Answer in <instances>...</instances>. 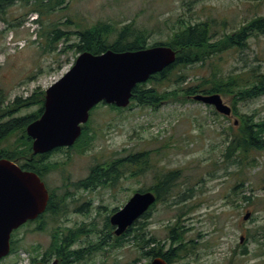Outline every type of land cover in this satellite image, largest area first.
<instances>
[{"label": "rangeland", "instance_id": "1", "mask_svg": "<svg viewBox=\"0 0 264 264\" xmlns=\"http://www.w3.org/2000/svg\"><path fill=\"white\" fill-rule=\"evenodd\" d=\"M259 0H68L66 9L48 15L28 13L24 0L13 1L0 8V107L12 103L16 97L27 98L36 90L46 91L63 77L74 65L77 54L68 49L76 42L57 40L52 44L48 33L50 27L66 31H78V27H91L100 21L130 23L149 30L162 28L148 39L154 44L167 38L164 21L185 16L194 20L208 15L220 14L228 18L229 29L243 19L264 15V3ZM254 5H260L253 7ZM70 25H65L67 20ZM40 21V22H38ZM256 57L264 60V36L252 39L251 48L244 53L223 55L220 62L226 69L259 64ZM210 66H196L192 75H208ZM193 78V77H192ZM232 109L230 97L222 96ZM4 102V103H2ZM241 112L256 114L264 119V97L249 103H240ZM39 109L34 105L23 109L16 117L31 114ZM214 108L197 104H164L158 110L133 107L123 113L111 111L107 106L94 112L90 129L96 131L93 146L84 154L76 151L61 153L52 162L63 166L50 174L48 185L63 189L70 181L79 182L90 173L93 164L113 157L125 158L136 152L153 151L152 162L159 171H181L173 194L165 202H159L145 223V233L163 241L168 226L174 225L181 215L183 236L188 245L183 258L174 264H264V153H257L258 166L250 172L251 182L245 186L239 182L237 165L223 163L222 153L226 146L225 128L238 127V117L225 120L217 117ZM223 116V117H222ZM237 123V124H235ZM12 142L15 138L11 139ZM169 145L168 148L162 147ZM162 149V150H161ZM159 150V152H155ZM59 161V162H58ZM215 162L217 165H215ZM156 169L137 176L123 178L114 188H101L95 192L76 190L63 208L64 213L46 220V229L35 231L37 224L24 228L16 234L20 249L19 264H32V257L40 262L50 247L53 228L72 229L86 226L92 232L83 234L74 249L85 248L103 241L104 250L87 258L81 264H133L141 257L134 242L123 247L111 248L107 216L114 209H121L137 190L154 185ZM137 172V171H136ZM70 182V183H73ZM234 189V191H233ZM252 198L250 204L244 197ZM88 205L83 207L82 205ZM251 213L248 221L243 217ZM249 233L260 240H246ZM244 235L245 241L240 242ZM106 236V240L100 239ZM110 238V239H109ZM40 246L37 253H29L31 247ZM245 251V254L243 253ZM10 257L2 264L15 262ZM55 257L51 258L50 262ZM151 258H143L137 264H150Z\"/></svg>", "mask_w": 264, "mask_h": 264}, {"label": "trees", "instance_id": "2", "mask_svg": "<svg viewBox=\"0 0 264 264\" xmlns=\"http://www.w3.org/2000/svg\"><path fill=\"white\" fill-rule=\"evenodd\" d=\"M259 1L261 4L264 3V0ZM67 2L68 0H24L26 7L31 6L28 7V13L33 12L40 15H48L59 9H66ZM8 4L10 2L0 0V8H5ZM258 6L260 5L253 7ZM0 20L7 21L1 12ZM71 22L68 19L65 25H70ZM229 22L227 17L220 14L208 15L204 19L198 17L194 20L180 15L175 20L167 19L164 21L168 33L167 38L154 44H148V39L156 32L163 34L162 28L149 30L146 27L137 26L135 21L126 24L100 21L91 27H78L80 28L78 31H66L58 27L57 24L51 26V31L48 33L50 43L52 44L57 40L70 41L72 36H75L76 42L71 44L68 49H74L77 54L84 52L102 54L108 50L115 52L139 51L155 46L171 47L177 53L173 65L166 68L162 73L151 77L148 82L138 84L134 88L133 98L127 108H117L114 105L106 104L96 106L91 111L90 120L83 126L82 135L73 149L78 154H84L91 149L97 133L90 129L89 125L94 112L103 106H107L111 111L117 113H123L137 106L158 110L168 103L197 104L199 102L192 99V96L196 94H220L231 98L233 115L238 117V127L231 125L224 129L226 146L222 153L223 163L237 165V172L232 174L237 175L239 181L236 189L250 183L252 178L250 172L258 166V159L255 154L264 153V119H256V114L241 112L238 105L264 97V60L256 57V62L259 64L233 67L232 69H226L215 61L220 62L223 55L227 53L231 55L244 53L251 48L253 38L260 39L263 37L264 15L243 19L239 25L231 29L228 27ZM207 65L210 66L208 75L196 76L189 72L191 68L196 66L201 68ZM45 95V91L36 90L27 98L18 96L12 103L0 107V160H11L20 165L23 170L33 171L41 177H45L63 166L61 163L47 161L45 154L34 155L33 141L26 132L27 126L41 117L44 110ZM34 105L39 106L37 111L16 117L23 109ZM212 113L221 117V114L216 110ZM224 118L228 120V117L224 116ZM12 138H15L13 142ZM168 147L169 145H166L162 149ZM155 152H159V150ZM152 153L153 151L136 152L122 159L115 156L104 162L95 163L87 178L66 184L65 194L58 195L56 192H52L45 212L39 217L41 222L34 230H45L46 220L60 215L67 200L71 198L68 189L73 187L76 190L83 188L85 191H92L91 189L98 185L103 188L115 189V186L126 176L130 165L132 167L131 177L156 169L152 162ZM215 165H217L216 162ZM180 175L181 171L179 170L161 169L159 171L156 169L154 185L148 189L137 190L139 192L151 191L157 195V203L151 208V212L159 202H165L173 194V189L178 184ZM244 198L250 204H254L251 197L245 196ZM87 205L84 203L82 206ZM116 211H118L117 208L112 211L111 215ZM111 215L107 216L106 225L109 228L108 237L110 236L112 243H107V245H110L111 248H120L125 243L134 242L142 253L140 258L133 261V264H137L143 258L154 259L156 257H161L169 264H174L179 262L183 258V254L189 250L187 249L188 245L195 244L193 240L187 242L183 233H180L183 230V226L180 224L181 215L174 225L168 226L169 232L163 241L153 236H147L145 223L141 221L136 222L130 231L117 237L113 231L114 227L110 224ZM32 223L34 222H30V224ZM85 227L76 230L53 228L50 247L40 261L47 263L55 257L60 261V264H81L87 258L104 250L103 241L90 244L85 248L74 249L75 243L83 234L92 232L91 229L86 230ZM16 234L17 231L12 234V251L18 249V242L15 240ZM258 236H260L259 233L258 235L257 233L256 235L249 233L246 240L254 239L258 242L260 240ZM100 239L105 241L106 236ZM40 249V246H36L26 251L31 254L39 252ZM243 253L245 254V251ZM37 261V257H32V264Z\"/></svg>", "mask_w": 264, "mask_h": 264}, {"label": "water", "instance_id": "3", "mask_svg": "<svg viewBox=\"0 0 264 264\" xmlns=\"http://www.w3.org/2000/svg\"><path fill=\"white\" fill-rule=\"evenodd\" d=\"M176 54L167 46L139 51L108 50L102 54H80L73 67L46 89L41 117L26 128L27 135L33 141V154L43 155L56 149L73 147L96 106L106 104L127 108L134 88L173 65ZM192 99L213 107L223 116L229 117L233 113L220 94H196ZM157 199L153 192H136L110 217L115 235H123L143 218ZM48 201L49 192L37 173L23 170L11 160H0V260L10 254L13 232L43 214ZM250 217L251 213L247 212L243 219L248 221ZM244 241L245 236L242 235L240 242ZM36 264H59V260ZM150 264L169 263L156 257Z\"/></svg>", "mask_w": 264, "mask_h": 264}, {"label": "flooded vegetation", "instance_id": "4", "mask_svg": "<svg viewBox=\"0 0 264 264\" xmlns=\"http://www.w3.org/2000/svg\"><path fill=\"white\" fill-rule=\"evenodd\" d=\"M72 151H75L74 149H73V147H71V148H60V149H56V150H54V151H52V152H50V153H47V154H45L46 155V159H47V161H52V159L55 157V156H57V155H59V154H61V153H69V152H72ZM86 153V152H85ZM59 162V161H58ZM94 165V164H93ZM132 167H131V165L129 166V171L126 173V176L124 177V178H126V179H128L129 177H131L132 175ZM89 175V174H88ZM40 176V175H39ZM49 177H50V174L49 175H47V176H45V177H41L40 176V178H41V180L45 183V185H46V187H47V189H48V191H49V195H51L52 194V192H56V194H58V195H63V194H65V192H64V189L61 187V186H59V187H50V185H48L49 183H48V179H49ZM88 177V176H87ZM86 177V178H87ZM83 180V179H82ZM81 180V181H82ZM80 181V180H79ZM70 182H73V181H70ZM66 186V185H65ZM101 188H103V187H101V185H98L97 187L95 186L94 188H92L91 190L93 191V192H95V191H97V190H99V189H101ZM66 190V189H65ZM80 190H84L83 188H81ZM68 193L72 196V195H74L75 194V192H71L69 189H68ZM54 194V193H53ZM55 207H56V205H55ZM59 209H60V207H59ZM150 216V214H146L144 217H143V219H148V217ZM38 220V222H36ZM30 222H34V223H32V224H30ZM30 222H28V223H26L25 225H23L22 227H20L18 230H16L17 231V234L19 233V232H21L24 228H26V227H30V226H32V225H35V224H37V225H39L40 224V222H41V220H40V218H37L36 220H34V221H30ZM36 222V223H35ZM114 233H115V228H114ZM128 231H130V228H128L126 231H125V233H127ZM124 233V234H125ZM127 235V234H126ZM17 241V240H16ZM20 249L18 248L16 251H12V245H11V252H10V255L9 256H7V257H5V258H3V259H1L0 260V264H2V263H4L8 258H10V257H12V256H14V257H17V259L15 260V262H13V263H10V264H19V262H20V256H17L16 254L18 253V251H19ZM41 262V261H40ZM37 262H35L34 264H36ZM48 263V262H47Z\"/></svg>", "mask_w": 264, "mask_h": 264}]
</instances>
